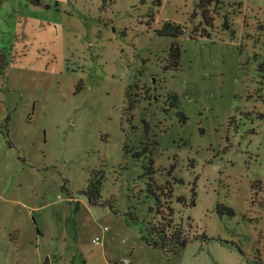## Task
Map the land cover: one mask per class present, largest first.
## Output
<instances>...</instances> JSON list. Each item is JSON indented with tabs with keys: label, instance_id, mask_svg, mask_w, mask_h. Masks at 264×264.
<instances>
[{
	"label": "rangeland",
	"instance_id": "374dc122",
	"mask_svg": "<svg viewBox=\"0 0 264 264\" xmlns=\"http://www.w3.org/2000/svg\"><path fill=\"white\" fill-rule=\"evenodd\" d=\"M219 1L0 0V264H264V0Z\"/></svg>",
	"mask_w": 264,
	"mask_h": 264
},
{
	"label": "trees",
	"instance_id": "16d2710c",
	"mask_svg": "<svg viewBox=\"0 0 264 264\" xmlns=\"http://www.w3.org/2000/svg\"><path fill=\"white\" fill-rule=\"evenodd\" d=\"M114 0H101L102 6L106 7L110 5ZM140 4H145L146 2L150 1L152 7L156 8L161 5V0H138ZM216 4H220L219 0H213ZM211 0H200L199 7L201 9L202 17L204 21H208L206 18L205 10L210 6ZM223 28L229 29V24L227 19L224 22ZM183 34L180 28L172 27L170 24H165L163 28L157 32L158 36H168L172 38H177ZM178 60H179V50L176 46H171L169 50V62L170 64L166 66L164 69H168L169 66L173 69H177L178 67ZM3 69V64L0 63V72ZM175 100V98H173ZM151 169V168H150ZM100 184L99 183H90L87 190L85 191L86 196L91 205H101L98 204L99 196H100ZM221 210L225 211L228 214H231V209L221 206ZM153 231H157L159 234L162 235V239L158 242H154V247L165 248L169 247L173 250H178L184 248L187 244L184 237V231L182 226H174L171 224L170 221L166 220L162 224H154L151 228Z\"/></svg>",
	"mask_w": 264,
	"mask_h": 264
},
{
	"label": "built area",
	"instance_id": "2783aa9c",
	"mask_svg": "<svg viewBox=\"0 0 264 264\" xmlns=\"http://www.w3.org/2000/svg\"><path fill=\"white\" fill-rule=\"evenodd\" d=\"M93 243H94L95 245H98V244H99V238L96 237V238L93 240ZM125 263H126V262H125Z\"/></svg>",
	"mask_w": 264,
	"mask_h": 264
},
{
	"label": "water",
	"instance_id": "95a60500",
	"mask_svg": "<svg viewBox=\"0 0 264 264\" xmlns=\"http://www.w3.org/2000/svg\"><path fill=\"white\" fill-rule=\"evenodd\" d=\"M43 264H49L48 258L45 260V262Z\"/></svg>",
	"mask_w": 264,
	"mask_h": 264
}]
</instances>
